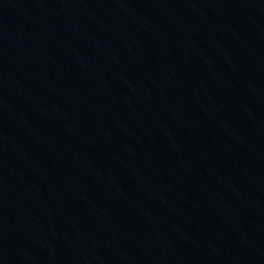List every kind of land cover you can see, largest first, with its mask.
Listing matches in <instances>:
<instances>
[{"label":"water","instance_id":"1","mask_svg":"<svg viewBox=\"0 0 264 264\" xmlns=\"http://www.w3.org/2000/svg\"><path fill=\"white\" fill-rule=\"evenodd\" d=\"M0 264H264V0H0Z\"/></svg>","mask_w":264,"mask_h":264}]
</instances>
